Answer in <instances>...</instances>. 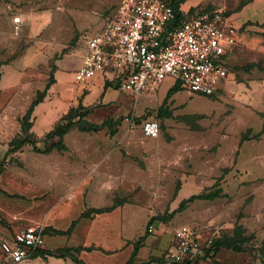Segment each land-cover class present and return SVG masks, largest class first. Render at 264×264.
Masks as SVG:
<instances>
[{
	"label": "crops",
	"instance_id": "0c3cea01",
	"mask_svg": "<svg viewBox=\"0 0 264 264\" xmlns=\"http://www.w3.org/2000/svg\"><path fill=\"white\" fill-rule=\"evenodd\" d=\"M118 3L116 1L114 6ZM180 7L187 12L201 7L224 10L226 22L236 32L235 44L227 53L236 74L243 72L242 69L246 73L264 72V0H185ZM16 17L20 20L17 30L13 23ZM50 23L37 12L25 11L21 17L0 18V162L16 153L23 159L20 171L7 168L0 172V235L9 238L15 230L42 229L44 252L51 254L22 264H76L68 255H56L65 249L83 264H148L152 257H156V264L169 245L173 230L182 226L194 228L188 225L193 222L200 227L194 229L201 243L232 235L236 226L264 238V210L251 205L250 210H244L243 217H236L237 210H214L217 203L228 197L219 185V175L235 161L236 153L251 133L250 128L245 133L233 130V138L216 156L201 160L192 169L183 166V157L197 145L194 141L193 144L187 142L188 131H183L176 142L169 145L158 138L160 134L151 139L143 136L142 130L143 137L131 130L126 135L129 137L122 140L126 141L129 155L126 157L114 147V141L125 131L123 116L132 109L140 112L149 107L165 126L175 117L176 103L181 102L187 110L188 100H176L182 90L172 92L176 84L173 81L163 86L170 80L161 84L153 98H142L135 107L131 106L128 96L116 99L118 91L104 88L103 82L84 83L86 92L77 91L74 85L60 90L58 75L67 68L64 61L74 56L78 58L79 67L73 73L75 81L83 53L79 51L62 58L73 30L54 36L42 35ZM83 23L76 22L75 31L81 33L90 27ZM58 53L46 75V54ZM28 56L31 58L24 64ZM39 56L43 63L35 65L34 59ZM51 79L45 97L31 112L29 134L36 141L35 145L26 144L13 150L11 142L22 136V118L36 94L44 91ZM255 87L263 88L258 96L264 103V83ZM125 99L126 104H122ZM79 106L87 111L83 120L98 126L96 131L83 132L74 127L62 138H45L71 109ZM252 118L239 115L242 124ZM257 118L261 128L254 137L260 140L264 136V112H258ZM106 121H111V128L102 126ZM237 134H241L238 144L234 143ZM57 144L64 150L54 148ZM46 147L52 149L44 153ZM25 154L30 158H24ZM257 182L264 183V178ZM215 191L220 192L217 198L189 201ZM164 198L170 203L169 214L154 215ZM182 204L184 207L180 209ZM205 205L203 210L214 213L211 221L204 216L195 220L186 213L195 206ZM121 212L124 215H119ZM178 213H183L182 217ZM170 220L169 226L166 222ZM181 220L185 224H180ZM149 224L155 232L146 235L144 231ZM222 250L215 255L220 264H262L250 262V257L239 256L238 260L237 256H226Z\"/></svg>",
	"mask_w": 264,
	"mask_h": 264
},
{
	"label": "rangeland",
	"instance_id": "374dc122",
	"mask_svg": "<svg viewBox=\"0 0 264 264\" xmlns=\"http://www.w3.org/2000/svg\"><path fill=\"white\" fill-rule=\"evenodd\" d=\"M116 1L120 0H0V18L21 17L22 13L25 11L37 12L45 21H48V23L51 22L43 29L42 35L44 33L46 36H54L57 33L63 34L68 31V29H70V32L73 30L71 33V40L68 41L66 46V54L63 56L61 55V57L63 58L66 55H73L81 51L83 53V59L85 39L96 35L102 30L106 21L112 16L116 8V6H114ZM78 21H84L83 24L90 27L81 33L75 31V24ZM98 25H100L99 29H97ZM70 43L71 45L69 48L68 46ZM231 48H233V46L230 47L229 50H231ZM58 55L59 53L56 55L46 54V64L44 65V73L46 75L50 73L49 67L54 63V57L57 58ZM30 58L31 57L28 56V59L24 60V64L29 62ZM40 63H43L42 56H39L38 59H34L35 65H39ZM225 63L231 75L229 76V80L221 86V89L210 97L182 90V92L176 96V100H188L187 110L180 104L181 102H177L175 105V117L165 126L160 123L159 119L154 117V109L146 107L140 112L132 109L128 115L122 117V121L125 123V131L120 139L114 141V147L116 150H119L121 154H125L126 157L129 156L126 153V141L122 142L124 137L130 133L131 130H135L142 136V123L150 119H156L161 127L158 138L164 140L165 143L172 145L183 131H188L187 133L190 136V139L187 141L188 143L193 144V141L197 143L196 147L190 148L188 150V155L183 157L185 158L183 159V166L192 169L196 164H199L201 160L204 159L205 161L210 159L212 155L216 156L218 150L223 147L224 144L229 143L231 138H233V130L245 133L250 128L251 133H248L247 140L243 142L236 153L235 161L230 162L231 166L226 167L219 175V185L223 188L222 190L226 192L228 197L224 199L222 203H217L214 207V210L218 208L220 210H237L236 217L239 215L243 217L245 215L244 210H250L251 205L254 206L255 209L264 210V183L257 182V179L264 178V136H262L260 140H256L254 137L255 133L261 128L257 113L264 112V103H261V99L258 96L263 88L260 89L259 87H255V84L262 85L264 83V72L255 71L253 73H246V70L242 69L243 72L239 70L238 72L240 73L236 74V67L234 68V64L229 63L228 58ZM64 65L67 67L66 70H64L63 74L58 75L60 77L58 86L60 90L72 88L74 85L77 91L86 92L87 86H84V83L97 82L96 84L98 85L103 82L101 78H95L92 81L76 83L73 74L74 70L79 67V60L76 56L70 58L67 62L64 61ZM168 80L170 81H167L163 86H168L171 81L174 82L172 79ZM108 89L118 91L115 93L116 99H123L124 96H128L131 100L132 107L142 102V98H153L155 95V93H152L147 96L135 98L117 87H109ZM208 101H210L211 104H209ZM122 104H126V99ZM240 114L247 116L251 115L253 118L251 121H245V123L242 124L239 120ZM111 127V125L108 126V128ZM241 134L234 136V143L238 144ZM126 137L128 138L129 135ZM197 147L198 149L196 150L195 148ZM27 155L28 154H25L24 158H30V156ZM22 160V156L18 153L8 155L5 160L0 162V172L7 168H10L12 171H20L23 164ZM165 185L166 182H164L163 187ZM168 201L169 200L166 198L161 200V203L157 206V210L154 211V215H168L170 212L167 210L168 206H170ZM206 207V205L204 207L195 206L192 210H186V213L190 218L193 217L195 220L199 218V216H204V218L211 221L210 218H212L214 213H212V210H203ZM120 214L124 215L123 212L119 213V215ZM182 214L183 213H178L177 215L181 216ZM100 221V218H98V225ZM170 222L171 220L166 222V224L169 225ZM179 223L185 224L182 220ZM150 225L152 224H149L145 228L144 233H146V235H150L148 233V227ZM188 225L194 227L196 230L200 228L195 222ZM28 230L30 229L12 231L9 238L0 235V264L5 246H10L17 236H21ZM38 230L43 232L42 229ZM246 235L253 236L252 241L247 245L246 252L237 254L230 250H222L223 254L232 257L237 256V259L240 258L239 256H242V258L250 257L252 260L250 262L259 261L261 263V259L264 255L261 254L260 249L262 242H264V238L257 234L246 233ZM155 262L156 257H152L148 264H155ZM209 264L220 263L213 257Z\"/></svg>",
	"mask_w": 264,
	"mask_h": 264
},
{
	"label": "built area",
	"instance_id": "2783aa9c",
	"mask_svg": "<svg viewBox=\"0 0 264 264\" xmlns=\"http://www.w3.org/2000/svg\"><path fill=\"white\" fill-rule=\"evenodd\" d=\"M179 12L177 20L171 0H120L102 30L85 39L82 65L75 82L101 78L137 98L154 93L161 84L174 80L181 90L213 96L231 75L227 53L235 44V29L226 22L224 10L195 8ZM19 18L13 19L18 29ZM143 136L157 138L156 119L142 123ZM153 225L148 233L153 234ZM156 264H209L212 242L201 243L197 231L175 228ZM44 235L30 229L5 246L1 264H22L45 250Z\"/></svg>",
	"mask_w": 264,
	"mask_h": 264
},
{
	"label": "trees",
	"instance_id": "16d2710c",
	"mask_svg": "<svg viewBox=\"0 0 264 264\" xmlns=\"http://www.w3.org/2000/svg\"><path fill=\"white\" fill-rule=\"evenodd\" d=\"M185 0H171V5L172 8L175 11L176 14V18L178 21H180L182 19V15L179 12V8L181 6L182 3H184ZM190 12H193V9L190 10ZM52 83V79L46 84L44 91L42 92H38L36 94V96L34 97L31 106L27 112V114L22 118L20 124H21V131H22V136H20L19 138H16L15 140H13L11 142V146H13V150L19 149L21 147H23L26 144H31V145H35L36 141L32 139V136L29 134V130L31 128V123H30V119H31V112L33 107H35L38 103H40L43 98L46 95L47 90L50 87V84ZM112 84L109 82H106L104 84V88H109L111 87ZM178 90H181L179 87V84H175V88L173 89L172 92H176ZM79 113V114H76ZM87 115V111L79 106L75 109H71L68 114L64 117V119H62L55 127L54 129L48 133L46 135V139L52 138V137H60L62 138L70 129L72 128H77L80 131L83 132H94L98 129V126H94V125H90L88 123H86L83 118ZM109 125L112 126L111 121H106L102 126L103 127H108ZM54 148H56L59 151L64 150V148L61 146V144H57V146H55ZM52 148H45L44 149V153H47L51 150ZM219 191H215L213 193L207 194V195H203V196H197V197H192L189 201H193L195 199H214L219 197ZM184 204H182L180 206V209H183ZM181 211V210H179ZM164 220L166 218H163ZM154 221V219H152L150 221V223H152ZM56 234H62V232H56ZM253 236H247L245 230L241 227V226H236L232 235H222L221 237L214 239L212 242V250H213V257H215V255L222 249H226V250H230L232 252H236V253H243L246 252L247 250V245L252 241ZM260 252L262 255H264V242H262L261 244V249ZM46 255H51L49 252H37L36 254L33 255L32 258H37V257H41L44 258ZM57 256H65L68 255L70 256L74 262L76 264H83L82 262H80L79 260H77L73 254L70 252V250L65 249V250H61L60 252L56 253ZM261 263L264 264V257L261 259ZM130 264V263H128Z\"/></svg>",
	"mask_w": 264,
	"mask_h": 264
}]
</instances>
